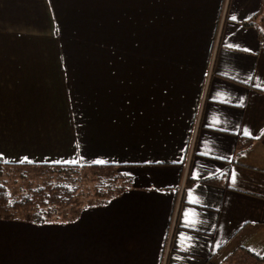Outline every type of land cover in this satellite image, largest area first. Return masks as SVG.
I'll return each instance as SVG.
<instances>
[{"label": "crops", "instance_id": "1", "mask_svg": "<svg viewBox=\"0 0 264 264\" xmlns=\"http://www.w3.org/2000/svg\"><path fill=\"white\" fill-rule=\"evenodd\" d=\"M0 110L3 161L129 181L0 264H264V0H0Z\"/></svg>", "mask_w": 264, "mask_h": 264}, {"label": "trees", "instance_id": "2", "mask_svg": "<svg viewBox=\"0 0 264 264\" xmlns=\"http://www.w3.org/2000/svg\"><path fill=\"white\" fill-rule=\"evenodd\" d=\"M33 167L39 169L33 175L45 180L19 198H10L7 184L0 178V217L25 215L30 222L42 224L60 215L71 223L79 218L82 208L114 197L129 185L113 164L9 163L0 158V177L12 172L24 177L21 169ZM203 182L218 184L220 179L214 176ZM84 199L88 200L80 207ZM260 260L264 262V257Z\"/></svg>", "mask_w": 264, "mask_h": 264}, {"label": "rangeland", "instance_id": "3", "mask_svg": "<svg viewBox=\"0 0 264 264\" xmlns=\"http://www.w3.org/2000/svg\"><path fill=\"white\" fill-rule=\"evenodd\" d=\"M4 107H5V105H4ZM0 113H1V110H0ZM18 129L23 132V133L20 132L22 134H25V132L27 131L26 128H18ZM7 130H9L10 133H12V134L16 133L14 128L4 127V128H2V132H0V136H5L6 135L5 133H7ZM23 161H27V162H31V163L41 162V161H39V159L38 160L24 159ZM52 161L56 162V159L55 158L46 159L45 162H52ZM34 168H37V169H34ZM21 170L24 171V177H18L17 172H12L11 175L5 174V175H2L0 177L1 180H4L6 182L8 192H9L11 199L19 198L20 196L24 195L29 188L34 187L37 184H41L45 180V178L42 176L35 177L33 175L36 172V170H39L38 167H33L31 169L24 168ZM19 175H21V174H19ZM19 218H27V217L25 215H21V216L19 215ZM237 257L233 256L229 263H231L233 261V263L237 264ZM234 260H235V262H234ZM238 264H255V263L252 260L247 259L245 261H238Z\"/></svg>", "mask_w": 264, "mask_h": 264}, {"label": "snow or ice", "instance_id": "4", "mask_svg": "<svg viewBox=\"0 0 264 264\" xmlns=\"http://www.w3.org/2000/svg\"><path fill=\"white\" fill-rule=\"evenodd\" d=\"M247 134V133H246Z\"/></svg>", "mask_w": 264, "mask_h": 264}]
</instances>
